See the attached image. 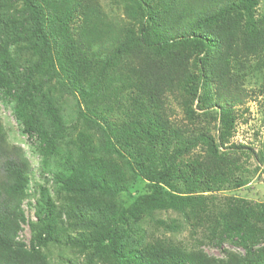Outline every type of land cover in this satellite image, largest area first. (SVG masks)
Segmentation results:
<instances>
[{"label": "trees", "instance_id": "obj_1", "mask_svg": "<svg viewBox=\"0 0 264 264\" xmlns=\"http://www.w3.org/2000/svg\"><path fill=\"white\" fill-rule=\"evenodd\" d=\"M13 2L20 5V20L9 11ZM126 2L128 13H139L141 17L137 35L129 31L122 36L121 29L100 14L99 7L80 0H8L7 9L0 1V95L11 98L12 112L22 124L28 140L43 144L47 151L59 125L54 122L53 112L42 114L37 100L41 93L31 83L39 65V71L60 76L84 101L88 96L97 98L102 83H111V79H115L110 72L116 73L120 86L131 90L126 117L134 126L128 129L122 125L116 129L114 122L104 118L105 113L99 117L103 124H94L98 125L106 152L128 153L127 166L150 183V193L138 196L120 212V217H135L147 210L183 207L191 201L171 195L166 189L174 188L177 175L190 184L189 189L196 186L197 175L178 173L175 163L179 157L191 152L197 142H204L210 156L219 159L211 137H188L168 122L164 110L166 94L180 87L204 106L210 102L208 108L214 107L211 105L212 94L228 102H238L239 89L232 75V63L247 56H257L264 50V19L254 20L257 0ZM76 13L82 26L73 28ZM22 42L41 59L40 64L30 65L20 76L10 48L20 46ZM96 51L98 54L110 52L104 61H99ZM138 51H143L141 57L130 56L131 52ZM146 53L153 56L149 58ZM124 59L129 63L120 66ZM90 71H95L96 76L88 80ZM61 84L67 86L65 82ZM120 86L114 90L117 100L123 96ZM219 109L222 123L227 128L232 120L226 109ZM223 130L221 134L226 136ZM219 161L222 165L224 159ZM99 169L102 173L90 178H79L76 170L57 176L63 178L67 191L77 194H85L89 189L103 194L116 192L124 173L113 171L109 175L104 167ZM29 173L30 165L23 150L7 143L0 123V264H45L35 246H46L53 238L54 225L48 201L41 197L35 212L36 223L31 224L29 247L26 248L16 236L22 220L20 205ZM188 176L192 177L187 180ZM81 179L87 180L80 183ZM103 220H96L99 222L94 239L99 247L107 242L106 248L111 251L114 264H264V248L256 247L253 236L259 230L253 220L264 222V212L255 211L244 201L228 210L222 231L225 237L232 236L233 244L245 253L226 262L215 263L201 253L165 243L137 250L130 246L133 240L121 235L112 224H103Z\"/></svg>", "mask_w": 264, "mask_h": 264}, {"label": "rangeland", "instance_id": "obj_2", "mask_svg": "<svg viewBox=\"0 0 264 264\" xmlns=\"http://www.w3.org/2000/svg\"><path fill=\"white\" fill-rule=\"evenodd\" d=\"M0 1L7 9L8 0ZM80 1L99 7L100 14L116 24L122 36L129 31L137 35L141 17L139 13H128L126 0ZM9 11L16 20L21 19L17 2L10 4ZM253 17L259 21L264 19V0H257ZM72 25L73 28L82 26L77 13ZM28 47L27 43L22 42L20 46L10 48L20 76L30 65L40 64L41 58L37 52ZM109 52L98 54L96 51L99 55L96 58L104 61ZM138 52H131L130 56L141 57L143 51ZM146 56L151 58L153 55L146 53ZM125 63H129L127 59L119 65ZM39 67L31 83L41 93L37 100L42 114L53 112L54 122L59 125L49 150L46 151L41 143L28 140L22 124L12 112L11 98L0 95V123L5 139L10 146L23 150L30 165L28 184L20 205L22 220L16 235L18 241L29 247L31 224L36 223L35 212L42 197L51 205L54 225L52 240L46 246H35L36 251L44 257L45 264H114L111 251L106 248L107 242L99 247L94 239L97 236V219H104L103 224H112L121 235L133 240L130 246L137 250L143 246L165 243L188 252L201 253L215 263L244 255V250L233 244V237H225L222 230L224 216L234 204L240 205L244 201L255 211L264 212V50L257 56H247L232 63V75L239 89L238 102H228L212 94L211 105L214 107L208 108L210 102L204 106L180 87L166 94L163 99L168 122L188 137H211L219 159L210 156L204 142H197L191 152L179 157L175 163L178 173L183 171L188 175H197L199 180L196 186L189 189L190 184L177 175L173 181L175 189H166L171 195L190 198L191 201L183 207L147 210L135 217H120V212L138 196L150 193V183L141 179L135 169L131 171L127 166L128 153L118 155L106 152L108 150L102 142L104 140L98 125H95L103 124L99 117L105 113L104 118L114 122L116 129L122 125L132 128L134 124H130L126 117L130 109L128 98L131 90L120 86L119 77L111 71L110 75L115 76V79H111V83H102L96 93L98 99L88 96L84 101L60 76L45 70L39 71ZM94 73L89 72L88 80L96 76ZM119 86L123 96L117 100L114 90ZM219 108L226 109L232 120L227 128L222 123L223 116ZM222 129H225L223 132L226 136L221 134ZM221 159H224L222 165ZM99 167H104L109 175L113 171L124 173L125 177L116 192L103 194L89 189L85 194H77L67 191L62 183L63 178H58L61 173L67 175L73 170L78 172L79 178H90L98 172L102 173ZM191 177L188 176L187 180ZM87 179L79 182H86ZM253 223L259 227L257 234L253 235L256 247L262 249L264 222L253 220Z\"/></svg>", "mask_w": 264, "mask_h": 264}]
</instances>
